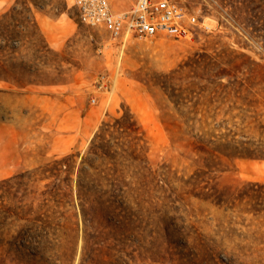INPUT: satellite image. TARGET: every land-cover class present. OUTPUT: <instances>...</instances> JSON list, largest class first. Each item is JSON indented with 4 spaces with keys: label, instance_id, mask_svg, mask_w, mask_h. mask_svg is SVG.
<instances>
[{
    "label": "rangeland",
    "instance_id": "1",
    "mask_svg": "<svg viewBox=\"0 0 264 264\" xmlns=\"http://www.w3.org/2000/svg\"><path fill=\"white\" fill-rule=\"evenodd\" d=\"M175 1L198 18L190 38L113 39L71 0H0V181L70 154L74 185L90 157L88 198L113 211L84 221L75 194L30 264H210L215 245L218 264H264L247 255L264 241V157L240 154L264 152V0ZM103 121L111 157L87 152Z\"/></svg>",
    "mask_w": 264,
    "mask_h": 264
},
{
    "label": "trees",
    "instance_id": "2",
    "mask_svg": "<svg viewBox=\"0 0 264 264\" xmlns=\"http://www.w3.org/2000/svg\"><path fill=\"white\" fill-rule=\"evenodd\" d=\"M126 119L127 116L122 119H115V123L121 125L120 127H123L125 131L130 127L125 126L124 120ZM107 124L103 121L92 137L87 149L90 154L111 157L108 143H96L97 138L104 140L100 132ZM240 154L250 158L264 157L262 150H253L249 147H244ZM69 155L53 158L29 171L14 174L0 181V263L30 264L44 261L54 253L59 245L61 229H64L65 226L60 223V219H63L64 216L59 208L66 204L71 207L75 206L73 202L75 194L78 199L83 201V203L80 202V210L84 221H88L91 216H95L96 207L103 209L104 214L102 216L106 215V218L113 216L109 200L99 197L94 201L88 198L91 191L90 187L93 188V185H89L88 181L84 184L82 177L85 166L91 169L95 168L92 164V158L81 159L75 184L72 185V171L67 168L66 163ZM61 172H65V176L62 178L60 177ZM36 174L38 176H35ZM86 177L91 176L88 174ZM89 180L92 181L93 179ZM42 181H44L42 187H37V183ZM250 185L264 186V184L257 182H252ZM242 195L243 197H250V192H243ZM95 202L99 206H96ZM84 204H87V206ZM263 209L254 208V212ZM73 224L72 230H75L77 222H73ZM260 236L264 238V234ZM254 244L256 246H251L254 250L248 252L247 255H259L264 251V241L255 242ZM215 246L204 250V259H207L210 264H218L216 258L231 260L227 258L228 255L225 256L223 251H217ZM238 249V252H233L231 255H246L242 248L239 247ZM222 264L231 263L230 261H224Z\"/></svg>",
    "mask_w": 264,
    "mask_h": 264
},
{
    "label": "built area",
    "instance_id": "3",
    "mask_svg": "<svg viewBox=\"0 0 264 264\" xmlns=\"http://www.w3.org/2000/svg\"><path fill=\"white\" fill-rule=\"evenodd\" d=\"M71 1L82 23L105 28L113 39H146L159 34L190 38L199 22L195 14L175 0H123L124 5L119 7L111 0ZM91 101L95 102V98Z\"/></svg>",
    "mask_w": 264,
    "mask_h": 264
}]
</instances>
